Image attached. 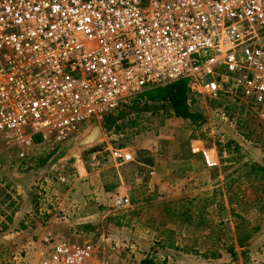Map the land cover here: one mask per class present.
I'll use <instances>...</instances> for the list:
<instances>
[{"label": "built area", "instance_id": "obj_1", "mask_svg": "<svg viewBox=\"0 0 264 264\" xmlns=\"http://www.w3.org/2000/svg\"><path fill=\"white\" fill-rule=\"evenodd\" d=\"M185 79L204 100L252 103L264 122V0H0V157L17 151L22 162L41 143L61 150ZM193 152L217 168L212 150ZM114 207H131L128 195ZM40 244L38 264H109L93 240Z\"/></svg>", "mask_w": 264, "mask_h": 264}, {"label": "rangeland", "instance_id": "obj_2", "mask_svg": "<svg viewBox=\"0 0 264 264\" xmlns=\"http://www.w3.org/2000/svg\"><path fill=\"white\" fill-rule=\"evenodd\" d=\"M138 99L139 107H131L132 103L116 113L114 119L100 123L104 141L95 147L96 151L89 149L80 158L58 164L55 162L58 150L46 168L38 169L39 158L55 152L46 143L25 149L26 159L22 162L18 161L17 151L0 157V264H38L41 242L36 230L48 227L53 218L65 221L69 206H77L76 185L81 175L87 178L82 181L96 176L118 191L117 195H106V203L91 201L86 211L96 209L101 216L104 226L100 222L94 243L101 258L109 264H121L120 260L126 256L131 263L138 264L139 253L142 260L155 256L159 264H228L233 261L231 248L238 255L234 264H264V180H260L258 172H251L254 163L264 166V122L254 112L255 106L231 95L215 102L197 95L194 111L205 120L195 124L173 116L159 101ZM223 113L231 120L222 119ZM231 140L239 142L240 155L224 153L220 157L217 142ZM194 149L212 150L214 158L217 157L218 166L213 169L207 189L196 194L197 188L185 186L184 169L180 175L174 172L177 175H168L159 184L153 182L152 169L159 161L167 164L165 168L171 174L175 165L170 161L196 154ZM116 153L130 154L134 161L125 164L115 159ZM197 154L203 158L201 153ZM132 177L139 181L131 180ZM63 179L66 184L61 182ZM230 185L234 196L227 194ZM121 195H128L131 207L122 210L114 207L116 197ZM229 197L234 204H230ZM209 198L216 204L200 215L198 208L208 205L210 201L205 200ZM192 201L196 205L191 206ZM166 204L177 205L178 210L183 206L191 210L192 223L175 220L161 226L162 207ZM26 210V214H21ZM107 226H115L120 232L129 230L126 237L150 238L156 247L165 241L178 244L173 253L181 258L165 261L164 255L156 256L153 249L140 251L131 241L130 245H119L115 239L111 240ZM5 228L8 229L3 231ZM248 232L253 233V238L242 249L238 239Z\"/></svg>", "mask_w": 264, "mask_h": 264}, {"label": "crops", "instance_id": "obj_3", "mask_svg": "<svg viewBox=\"0 0 264 264\" xmlns=\"http://www.w3.org/2000/svg\"><path fill=\"white\" fill-rule=\"evenodd\" d=\"M161 162L159 161L152 169V175L154 176L153 182L161 183L164 178L168 177V175H180L181 170L184 169L186 171V177L184 178L185 183L183 184L188 188H197V190H195L194 192H196V194H200L205 189H207V183L212 181L213 179L212 175L214 170L209 169L206 166L203 158L198 154H188L187 156L184 155L170 161L171 165H175V168H171V174H169L167 168H165L167 164L163 161ZM173 169H176V171H174ZM174 172H176L177 174H174ZM81 176H83L81 181H78V184L76 185V187H78V192L75 195V204H77V206H69V208L66 210V217L64 222H60L56 218H53L50 221L48 227L36 230L37 233L40 234V242L44 237L48 235H54L55 237L70 242H80L86 240H93L95 242L96 233H98V231L100 230L98 226L101 222V216L99 213L96 212V209L95 211L86 213V211L88 210L87 208L89 207L90 202L94 200L100 202V204L106 203L108 201V196L106 195L110 193H113V195L115 193V195H117L118 191L117 189H113V187H107L106 181L102 182L98 180L96 176L91 179L89 178V181H82L86 180L87 178L84 179V175ZM135 179L136 181H139V179L136 177L131 178V180L134 181ZM181 179L182 177L179 178V180ZM122 180L124 182V179ZM124 187H126L125 182ZM170 200L173 201L172 199ZM27 212L28 210L22 211L21 214H26ZM101 225L104 226V223L101 222ZM108 227L109 226H107V229L111 232V240L115 239L114 242L118 243L119 245L120 243L130 245L132 242H135L136 249H140V251L143 250V252H147L153 249V252L156 256H159L160 254L164 255L165 261L167 260V258H169V260L173 257L176 260H179L181 258L177 255H174L175 253H173V249H176L178 247V244H171L174 246V248H170V243L168 244V242L165 241L162 244H157L156 247V245L154 244V242L151 241L150 238L144 240L134 237L130 238V235L126 237V234L129 230H122L120 232L115 226H110L109 228ZM126 241H128V243ZM141 256V253H139V256L137 257V259H139L138 264H140L142 261V259H140ZM154 257L155 256H152L150 258L153 259L155 263H157L158 260L154 259ZM120 261L122 262L121 264H134L131 263L130 258L128 256H126L125 259H121ZM192 262L195 263V261L193 260Z\"/></svg>", "mask_w": 264, "mask_h": 264}, {"label": "trees", "instance_id": "obj_4", "mask_svg": "<svg viewBox=\"0 0 264 264\" xmlns=\"http://www.w3.org/2000/svg\"><path fill=\"white\" fill-rule=\"evenodd\" d=\"M190 85H191L190 80L185 79L177 83L171 84L167 87H159L148 90L146 91V94H143L140 97H142V99L146 98L147 100L153 101L154 103L159 101L163 104V107L166 109V111L167 110L171 111V114L173 116L184 120H190L193 123L198 124L200 121L205 119L201 113L194 111V106L197 103V95L192 92ZM131 104H132L131 107L134 106L136 108L139 107L138 105H140V99L131 102ZM129 106H126L124 109H126ZM114 118H115L114 115H109L106 116L102 122H108L109 120ZM37 142L40 143L41 140L38 139ZM216 146L220 157H222L224 153L235 154V155H240L241 153L240 145L234 140L228 142L219 141L217 142ZM97 149L98 148L92 149L91 152H94ZM57 152L58 151H55L45 157L39 158L37 168L38 169L46 168L50 164V162L56 157ZM251 172H258L260 174V180H264V166L258 163H254L251 166ZM232 187L233 185H230L228 187L227 194H233L234 196ZM209 201L210 203H208V205L205 204L202 206V208H198V212L200 213V215H202L210 206L216 204V202L211 201V198L205 200V202H209ZM229 202L230 204H234V200L232 199V197L231 198L229 197ZM194 204L195 203L193 201L190 203L191 206H194ZM162 208H163V214H162L163 220L161 221V226H167L170 222H173L175 220L183 224L192 223V218H193L192 211L185 210L186 208L184 206L178 210L177 205L166 204L163 205ZM7 229L8 228H5L3 231H6ZM256 231H258V229L255 230V232ZM252 238H253V233L251 232H248L245 236L240 237L238 239V244L240 248L244 249L248 247L249 241ZM170 248H174V246L171 245ZM230 254L233 258V261L228 264H234V262L238 259L237 252L234 248H231ZM205 258H207L206 255ZM140 264H157V263H155V261L148 256L144 260H142Z\"/></svg>", "mask_w": 264, "mask_h": 264}, {"label": "water", "instance_id": "obj_5", "mask_svg": "<svg viewBox=\"0 0 264 264\" xmlns=\"http://www.w3.org/2000/svg\"><path fill=\"white\" fill-rule=\"evenodd\" d=\"M104 141L100 123H93L83 133L67 144L58 153L55 162L65 163L80 158L89 149L98 147Z\"/></svg>", "mask_w": 264, "mask_h": 264}]
</instances>
